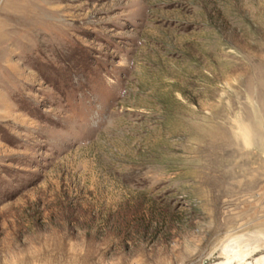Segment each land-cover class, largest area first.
<instances>
[{
  "label": "rangeland",
  "instance_id": "374dc122",
  "mask_svg": "<svg viewBox=\"0 0 264 264\" xmlns=\"http://www.w3.org/2000/svg\"><path fill=\"white\" fill-rule=\"evenodd\" d=\"M257 236L264 0H0V264Z\"/></svg>",
  "mask_w": 264,
  "mask_h": 264
},
{
  "label": "water",
  "instance_id": "95a60500",
  "mask_svg": "<svg viewBox=\"0 0 264 264\" xmlns=\"http://www.w3.org/2000/svg\"><path fill=\"white\" fill-rule=\"evenodd\" d=\"M257 239L262 241L264 237L257 236ZM232 241L221 242L202 259L201 264H264V246L250 248L248 241Z\"/></svg>",
  "mask_w": 264,
  "mask_h": 264
},
{
  "label": "bare ground",
  "instance_id": "6f19581e",
  "mask_svg": "<svg viewBox=\"0 0 264 264\" xmlns=\"http://www.w3.org/2000/svg\"><path fill=\"white\" fill-rule=\"evenodd\" d=\"M263 241H264V239H262ZM247 245H249L250 246V248L252 247V248H254L256 245H252V244H250V243H247ZM260 246H264V245H259V247ZM258 247V246H257Z\"/></svg>",
  "mask_w": 264,
  "mask_h": 264
}]
</instances>
